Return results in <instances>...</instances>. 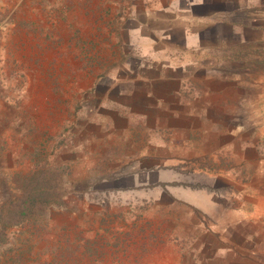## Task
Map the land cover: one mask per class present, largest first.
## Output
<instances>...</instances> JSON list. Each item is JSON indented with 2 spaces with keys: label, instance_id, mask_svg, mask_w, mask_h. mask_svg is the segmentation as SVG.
I'll use <instances>...</instances> for the list:
<instances>
[{
  "label": "crops",
  "instance_id": "crops-1",
  "mask_svg": "<svg viewBox=\"0 0 264 264\" xmlns=\"http://www.w3.org/2000/svg\"><path fill=\"white\" fill-rule=\"evenodd\" d=\"M37 1L35 21L0 15V55L72 73L84 213L147 221L125 243L141 264H264V0Z\"/></svg>",
  "mask_w": 264,
  "mask_h": 264
},
{
  "label": "rangeland",
  "instance_id": "rangeland-1",
  "mask_svg": "<svg viewBox=\"0 0 264 264\" xmlns=\"http://www.w3.org/2000/svg\"><path fill=\"white\" fill-rule=\"evenodd\" d=\"M6 4L17 9L0 11L3 18L35 21V16L43 17L39 9H30L40 4L37 0H6ZM18 31L8 30L7 34L13 37ZM47 40L52 48V39ZM10 42L11 38L0 39V47ZM30 50L35 51L34 45ZM17 53L0 55V264H141L131 255L136 250L144 251L143 245L130 248L125 243L133 234L143 240L148 222L141 223L137 218L129 224L124 216L109 214L102 220L96 215L89 218L80 207L86 200L74 191L84 185L79 182L81 178L72 183L76 169L69 165L73 160L81 164L80 159L68 158L77 154L72 116L74 109L75 113L81 109L79 99L72 104L69 98L72 73L67 68L55 70L52 64L46 71L36 70L35 62H52V56ZM57 57L66 62L67 56ZM84 60V55H76L73 60L79 76L77 88L81 87L78 80H83L85 68L91 66L85 67ZM5 62L9 64L3 65ZM82 94L81 89L76 97ZM100 224L107 230L120 225L124 230L107 234L112 239L118 236L121 245H106L100 237Z\"/></svg>",
  "mask_w": 264,
  "mask_h": 264
},
{
  "label": "trees",
  "instance_id": "trees-1",
  "mask_svg": "<svg viewBox=\"0 0 264 264\" xmlns=\"http://www.w3.org/2000/svg\"><path fill=\"white\" fill-rule=\"evenodd\" d=\"M35 201V200H34Z\"/></svg>",
  "mask_w": 264,
  "mask_h": 264
}]
</instances>
